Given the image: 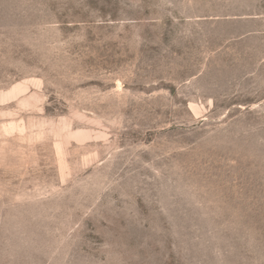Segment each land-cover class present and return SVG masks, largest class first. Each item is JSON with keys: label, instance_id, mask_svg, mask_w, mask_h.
I'll return each instance as SVG.
<instances>
[{"label": "rangeland", "instance_id": "1", "mask_svg": "<svg viewBox=\"0 0 264 264\" xmlns=\"http://www.w3.org/2000/svg\"><path fill=\"white\" fill-rule=\"evenodd\" d=\"M0 264H264V0H0Z\"/></svg>", "mask_w": 264, "mask_h": 264}]
</instances>
